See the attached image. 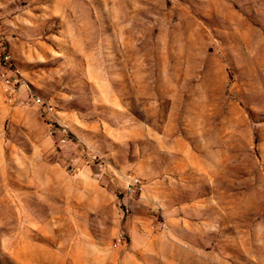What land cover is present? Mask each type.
<instances>
[{
	"label": "rangeland",
	"instance_id": "374dc122",
	"mask_svg": "<svg viewBox=\"0 0 264 264\" xmlns=\"http://www.w3.org/2000/svg\"><path fill=\"white\" fill-rule=\"evenodd\" d=\"M0 37V264H264V0H0Z\"/></svg>",
	"mask_w": 264,
	"mask_h": 264
},
{
	"label": "built area",
	"instance_id": "2783aa9c",
	"mask_svg": "<svg viewBox=\"0 0 264 264\" xmlns=\"http://www.w3.org/2000/svg\"><path fill=\"white\" fill-rule=\"evenodd\" d=\"M17 82L18 80L15 78L14 64L10 49L0 37V92L2 93L6 102L9 104L13 103L17 95ZM30 104L41 109L47 117H54V107L51 103L45 101L44 99L33 96L30 99ZM54 121L56 122L57 120L54 119ZM60 142L64 143L65 139H61ZM142 188V182L139 178L131 177L128 179L126 185V192L128 194L131 195L137 191L141 192ZM120 241V238H117L116 244H119Z\"/></svg>",
	"mask_w": 264,
	"mask_h": 264
}]
</instances>
